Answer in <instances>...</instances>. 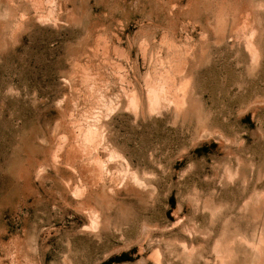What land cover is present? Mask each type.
<instances>
[{"label": "rangeland", "instance_id": "obj_1", "mask_svg": "<svg viewBox=\"0 0 264 264\" xmlns=\"http://www.w3.org/2000/svg\"><path fill=\"white\" fill-rule=\"evenodd\" d=\"M0 264H264V0H0Z\"/></svg>", "mask_w": 264, "mask_h": 264}]
</instances>
